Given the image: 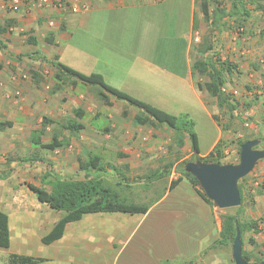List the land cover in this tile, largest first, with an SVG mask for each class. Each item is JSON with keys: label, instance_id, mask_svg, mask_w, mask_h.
<instances>
[{"label": "crops", "instance_id": "obj_1", "mask_svg": "<svg viewBox=\"0 0 264 264\" xmlns=\"http://www.w3.org/2000/svg\"><path fill=\"white\" fill-rule=\"evenodd\" d=\"M80 1L85 9L78 14L59 13L50 6L37 11L39 12L37 16H40L37 18L39 22L40 18L50 16L57 18L59 25L64 23L66 30L57 36L60 40H55L54 44L49 45L57 48L59 54L61 50L58 49L63 39L68 41L72 38V29H81L84 37L83 55L87 60L89 59L92 66L88 65L90 70L84 72L83 69H75L59 61V54L56 56L57 60L84 75L100 74L107 85L163 111L173 108L168 101H178L180 110L174 115L191 116L198 140V156H207L222 139L223 132L221 126L213 119V115L218 116L215 102L209 101L205 91L197 89L194 79L195 58L191 54V45L192 36L195 34L193 21L195 16L197 19V2L195 0ZM14 18L17 24H28L26 21L23 23V18L18 15ZM44 24L43 22L39 26L33 25L36 33L40 31L42 36ZM123 27L125 29L122 30ZM7 32L0 36L3 45ZM12 40L18 42L17 38ZM15 43L11 46L16 47L17 43ZM1 62L0 122H11L12 125L4 129L17 131L26 126L27 114L19 108L13 109L5 102L10 92L20 86V82L12 78L13 68L16 69L17 63L11 61L10 68L13 70L8 71ZM186 100L195 101L196 105L189 106ZM110 103L120 110L122 116L124 111L127 115L131 112L133 117L138 112L136 108L122 101L111 98ZM194 113H202L200 115L208 120L207 126L210 130L208 132L199 130L202 138L208 141L204 142V149L201 144V134L199 135L197 130V122L192 118ZM46 116L44 117L48 118ZM104 118L118 124L123 122L116 110L105 111ZM75 121L83 125V130L86 129L83 122ZM41 122L42 120L29 130L27 146L33 149L41 148L31 145L30 132L40 129ZM103 129L109 130L106 127ZM3 130H0V153L5 149L8 153H13L15 144L1 135ZM71 139L70 144L73 143ZM50 142L51 140L42 141L44 144ZM184 143L189 146V141L186 139ZM119 146L111 139H104L98 143L91 139L83 141L77 149L75 147L71 156H67L68 171L70 172L71 169L73 174L68 180H84L86 172L80 166L91 157L105 165H123L122 167L129 168L132 172L137 168L136 161L138 163L141 161L143 172L146 174L153 172L150 179L142 185L146 191L141 201L134 202L127 193L114 190L128 202L147 206V211L144 214L133 215L126 213L84 215L80 220L66 224L62 237L47 245L42 243V237L51 231L64 213L53 211L47 205L40 203L27 186L9 187L13 182L14 174L19 169L14 167L13 161L11 162V175L0 183V211L8 216L10 236L9 247L0 248L1 258L6 264L11 255L36 258L39 260L36 264H231L226 258L220 256L217 258L215 254L203 256L218 240L221 223L214 207L201 199L189 180L176 172L175 180L178 181L174 186H170L171 179L175 175L173 171L165 176L169 178L166 187L156 189L153 185L155 186L162 178H152L159 168L152 165L148 159L136 160L129 156L115 157L113 160L107 158V153L115 154ZM92 148H98V154L90 155L89 149ZM1 163L0 159V165ZM55 168L52 165L48 170L58 176ZM120 168L118 167L117 170ZM40 170L41 182L47 170ZM112 171L109 170V174H112ZM45 186V188L37 187L50 191V187ZM119 187L128 188V185L120 184ZM36 215L50 218L36 225L34 221ZM45 225L47 227L42 228ZM32 236L37 237L44 245L46 249L44 255L34 256L27 249Z\"/></svg>", "mask_w": 264, "mask_h": 264}, {"label": "rangeland", "instance_id": "obj_2", "mask_svg": "<svg viewBox=\"0 0 264 264\" xmlns=\"http://www.w3.org/2000/svg\"><path fill=\"white\" fill-rule=\"evenodd\" d=\"M4 1L0 0V25L8 21L9 26L7 28L8 32L4 36L6 40L3 41L6 48H0V61H2V66L8 71L14 69L12 78L20 82V86L10 92L5 98V102L12 106L13 109L19 108L24 111L27 114V120L25 122L26 126L21 127L17 131L11 129L2 131L1 135L10 139L15 144V149L13 153H8L6 149L3 153H0L2 161L0 165V183H3L11 175L10 164L12 161L14 167H19V169L14 174V178L12 177L13 182L10 181L9 187H26V184L31 183L45 188L46 186L40 182L41 172L39 171H41L40 169L49 171L48 169L52 165L56 167L58 176L70 179L73 174L71 169L70 172L68 171L67 156H71L75 147L77 149V146L89 139L97 143L104 139L115 140V143L120 146L115 154L107 153V158L111 160L115 159V157L122 158L127 156L136 160L139 158L148 159L152 165L159 168L157 171H161L167 165H171L168 175L174 171L175 175L171 179V183L176 181V172L180 173L178 169L179 163L183 160L191 159L190 147L184 143L182 147L178 148L173 140V133L164 125L158 128L140 126L135 123L131 112H128L130 114L123 117L119 109L117 110L116 107L111 105L107 106L100 100L96 95V90L99 89L96 86L78 84V87H73L68 82H65L57 87L54 80L55 69L47 61H52L53 56H57L59 53L57 48L50 47V44L44 41V37L48 33H53L52 44H54L55 40L59 41L60 38L57 36L66 30L64 23L59 25L57 18L50 16L48 18H40L41 21L39 22L37 18L40 16H37L39 14L37 11L47 6H39L38 0H24L17 12L3 9ZM240 1L241 5H239ZM207 2L211 12V21L210 23L204 21L200 13L199 4H197L196 20L198 28L192 36L191 54L196 60L203 56H199V52L204 47H207L209 50L202 57L203 59L214 63L218 68L221 67L222 63H227L231 67L229 73L224 72L226 82L223 86V91L233 100V102L231 100V103L236 105V107L232 112H229L226 107L217 108V111L220 123L224 129L222 130V139L225 142L223 162L238 164V141L260 136L263 138L264 144V97L261 92L264 85V0H207ZM233 3L238 5V11L233 9ZM243 11L247 15L243 14ZM13 15L22 17L23 23L26 21L28 24H17ZM43 22L46 29L44 28V35L42 36L40 31L36 33L33 25L39 26ZM49 22H53V26H49ZM123 29L125 28L123 27ZM71 34H73L72 38L68 41L63 39L59 46L58 50H61L58 57L59 61L69 64L75 69H83L84 72H87L90 70L88 65L92 66V64L83 55V32L81 29H72ZM29 36L37 39L36 45L28 43ZM16 38L18 40L16 42L17 45L12 47L11 44L15 43L12 39ZM195 38L198 40L194 41ZM36 51L40 53V56H44L47 61L36 59ZM29 55H32V58H29ZM6 61L9 63H6ZM11 61L17 63L16 69L10 68ZM31 70L36 71L41 77L38 83L32 80ZM194 79L196 83L198 82L201 85L208 81L207 76L196 73L194 74ZM207 98H209V101L213 100L216 104L214 98L212 99L209 96ZM168 102L175 109H165V112L171 115L177 114L178 110H180L178 109V106H180L179 102ZM186 102L189 106L196 105L195 101L186 100ZM75 110H81L83 116L76 118L74 115ZM114 110L123 119L122 123L118 124L113 120L104 118L105 111ZM200 114L194 113L192 115V118L197 122V130L198 132L199 130L208 132L210 130L209 126H207L208 120ZM45 115L53 123L46 126L42 141L48 142L54 134H59L60 138H72L71 141L74 144L72 143L68 148L58 149L54 152L33 149L31 146H27L29 130L35 124H39ZM189 118L191 119V116ZM68 120L83 122L86 129L75 134L62 130L60 125ZM113 124L114 126H112ZM104 127L109 130L104 131ZM116 132L117 134H115ZM200 134L201 132H199ZM200 136L204 149V142L207 143L208 141L202 138V134ZM259 148L263 147L260 146ZM89 152L90 155H95L98 154L99 150L98 148H92L89 149ZM96 166L104 168V172L100 173L101 175L99 176L105 181L107 186L127 193L134 202L141 201L140 199L146 191L142 188V185L147 182V179H150L153 173L152 171V173L149 172L150 174L147 172V175L143 172L141 161L140 163L136 161L135 166L137 168L133 172L129 168L122 167L123 165L120 166V164L105 165L99 162ZM118 167H121L120 170H117ZM109 170H113L112 174H109ZM90 172L95 174L96 171L92 170ZM168 179L164 176L153 187L156 189L166 187ZM14 182L17 184H14ZM120 184L122 186L128 185V188L119 187ZM240 184L244 195L243 203L239 206L240 218L243 221L255 220L259 227L258 234L247 233L244 235V247L242 249L244 248L245 251L253 253L255 257L261 258V254H264V189L261 188L264 185V159L256 163L253 170L243 178ZM214 209L220 222L221 215L235 213L237 207ZM52 213L54 214L55 212ZM49 218V216L44 215L41 217L37 216L34 221L37 225L39 222L42 223ZM46 227L47 225L42 228ZM249 237L254 240V245L248 242ZM27 249L34 256H42L46 253L44 245L34 236H32ZM207 254H215L217 258L219 256L224 257L231 264H234L232 244L229 246H215L203 256ZM1 257L2 255L0 254V264H6V261Z\"/></svg>", "mask_w": 264, "mask_h": 264}, {"label": "trees", "instance_id": "obj_3", "mask_svg": "<svg viewBox=\"0 0 264 264\" xmlns=\"http://www.w3.org/2000/svg\"><path fill=\"white\" fill-rule=\"evenodd\" d=\"M199 4L200 13L205 22L211 21V12L209 10V5L207 0H195ZM241 5V1L239 2ZM233 9L238 11V5L233 3ZM243 14L247 15L245 11ZM9 26V22L5 21L3 25H0V36L3 35ZM198 28L196 16L193 21V31ZM53 33H48L44 41L47 44H52ZM28 43L30 45H36V39L34 37H28ZM0 48H5V46L0 41ZM209 49L204 47L200 52L199 56L205 55ZM36 59L47 61L44 56H40L39 52H35ZM202 56V57H203ZM202 57L196 59L193 63L194 74L205 75L208 77L203 85L197 82L196 86L199 91H205L207 95L214 98L216 101V106L218 109L226 107L229 112L235 110L236 105L231 103V98L226 95L223 91V86L225 84L224 72L229 73L230 66L227 63H222L221 67L218 68L214 63L203 59ZM32 58V55H29ZM49 62L55 69L54 80L58 87L68 82L71 86L75 87L78 84H87L91 86H96L99 89L96 91V95L100 100L107 106H110V99L117 101H122L132 106L138 110L134 115V121L140 126H151L158 128L160 126H166L173 133V140L178 148L184 145V140L189 141L190 151L192 153L191 159L183 160L179 163V172L185 178L189 180L191 185L196 190L197 194L210 206H213L212 202L208 200L204 192L200 189L197 180L186 173L184 166L188 162L201 161L202 163L211 164H228L224 163V147L225 142L220 139L211 152L205 157H199V147L197 136L194 132V122L189 118L188 115L182 114L179 116H174L166 113L165 111L158 109L144 101L138 100L125 92L115 89L107 85L100 74L92 73L90 75L81 74L63 64H61L56 56H53L52 61ZM31 78L38 83L41 78L36 71H30ZM56 87V88H57ZM262 95L264 97V85L262 87ZM233 102V100H232ZM237 104V103H236ZM264 104V100H263ZM75 117H82V111H74ZM123 116H127V112H123ZM213 119L221 126L219 123L220 119L217 115H213ZM53 123L48 118H42L41 128L38 130H33L30 132V142L33 146H38L41 149L53 152L58 149H64L69 147L70 138H60L59 134H54L51 138V142L44 144L42 143L41 136L44 134L47 125ZM11 122H0V130L6 127H10ZM60 128L64 131H69L71 134L78 133L83 130L82 124L77 123L75 120H68L60 125ZM222 130H224L222 128ZM62 137V135H61ZM252 139H260L261 147L264 149L263 138L260 136H254L242 141L237 142L238 155L240 152V147L245 142ZM99 160L91 157L80 166L81 169L85 170L84 180H68L60 176H55L49 170L47 171L41 179L43 185H48L50 191H46L43 188H39L32 184H27V188L35 195L36 199L45 205H47L51 210L57 212H63L62 216L52 227L51 231L42 237L41 241L43 244H50L63 235L66 224L70 222H75L80 220L84 215L95 214V213H126V214H144L148 207L144 205H137L128 202L126 199L122 198L117 191L113 188L107 186L105 181L99 176L100 173L104 172L103 167L96 166ZM171 165H167L163 170L157 171L153 174L152 178L159 179L167 176L170 171ZM95 170V174L90 171ZM238 181V190L240 193L241 204L243 203L244 195L242 192V187ZM178 181V180H177ZM177 181H173L170 186H174ZM119 185V184H117ZM264 189V185L261 186ZM240 207H237L235 213L223 214L220 216L221 230L219 233L218 240L212 245L211 248L215 246H229L232 244L234 237L236 235V229L239 230L242 240V247H244V235L247 233L258 234L259 227L255 220L243 221L240 218ZM248 242L254 245V240L249 237ZM10 244L9 227H8V216L0 211V248L7 249ZM261 258L255 257L253 253H249L242 249V258L247 262L260 263L264 261V254H261ZM39 262L38 259L32 257L11 255L8 258L7 264H36Z\"/></svg>", "mask_w": 264, "mask_h": 264}, {"label": "water", "instance_id": "obj_4", "mask_svg": "<svg viewBox=\"0 0 264 264\" xmlns=\"http://www.w3.org/2000/svg\"><path fill=\"white\" fill-rule=\"evenodd\" d=\"M260 145V139H252L242 144L238 164H206L195 161L188 162L184 170L197 180L214 208H236L241 204L238 181L246 177L258 161L264 159V149L259 148ZM232 259L234 264H264V261L251 263L242 258V240L238 229L232 242Z\"/></svg>", "mask_w": 264, "mask_h": 264}, {"label": "built area", "instance_id": "obj_5", "mask_svg": "<svg viewBox=\"0 0 264 264\" xmlns=\"http://www.w3.org/2000/svg\"><path fill=\"white\" fill-rule=\"evenodd\" d=\"M24 0H5L2 5L3 9L17 12ZM39 6H50L59 12H69L72 14L80 13L85 9L80 0H38ZM49 26H53V22H49ZM198 39L195 38L194 41ZM18 94V93H17Z\"/></svg>", "mask_w": 264, "mask_h": 264}]
</instances>
